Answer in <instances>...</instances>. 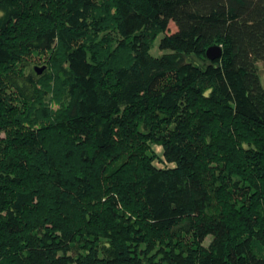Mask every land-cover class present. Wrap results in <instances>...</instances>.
Listing matches in <instances>:
<instances>
[{
	"label": "trees",
	"instance_id": "trees-1",
	"mask_svg": "<svg viewBox=\"0 0 264 264\" xmlns=\"http://www.w3.org/2000/svg\"><path fill=\"white\" fill-rule=\"evenodd\" d=\"M260 64L264 0H0V264H264Z\"/></svg>",
	"mask_w": 264,
	"mask_h": 264
},
{
	"label": "rangeland",
	"instance_id": "rangeland-1",
	"mask_svg": "<svg viewBox=\"0 0 264 264\" xmlns=\"http://www.w3.org/2000/svg\"><path fill=\"white\" fill-rule=\"evenodd\" d=\"M176 30V26L175 24L171 21L166 29L165 32L167 33H170V32H173ZM164 33H160L152 42V46H151V49H150V52L153 54V55H160L161 53L164 52V50H161L159 48V40L160 38L163 36ZM47 57H48V54L47 53H36V54H32L30 55L29 57H27V59L25 60V66H24V72L26 74H28L29 72L31 71H35V67H42V66H47ZM261 68H264L263 65H261ZM47 70V68H45L42 73H44L45 71ZM264 70V69H263ZM42 73H38V75H41ZM49 97L48 94L46 96V99L49 101ZM50 106L55 109L58 107V105L56 103H54L53 101H50ZM156 150L157 152L161 153V148L159 146H156ZM209 242V238L206 239L205 243H208Z\"/></svg>",
	"mask_w": 264,
	"mask_h": 264
},
{
	"label": "water",
	"instance_id": "water-1",
	"mask_svg": "<svg viewBox=\"0 0 264 264\" xmlns=\"http://www.w3.org/2000/svg\"><path fill=\"white\" fill-rule=\"evenodd\" d=\"M222 49L219 45H211L206 49V55L209 59L213 60L221 55ZM46 66L35 67L37 73H42Z\"/></svg>",
	"mask_w": 264,
	"mask_h": 264
}]
</instances>
